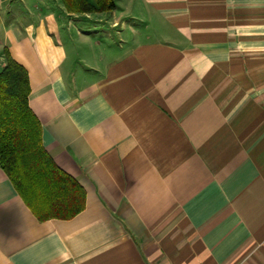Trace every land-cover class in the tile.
Here are the masks:
<instances>
[{"label":"crops","instance_id":"0c3cea01","mask_svg":"<svg viewBox=\"0 0 264 264\" xmlns=\"http://www.w3.org/2000/svg\"><path fill=\"white\" fill-rule=\"evenodd\" d=\"M0 0L54 164L85 195L40 221L0 169V264H264V0Z\"/></svg>","mask_w":264,"mask_h":264},{"label":"trees","instance_id":"16d2710c","mask_svg":"<svg viewBox=\"0 0 264 264\" xmlns=\"http://www.w3.org/2000/svg\"><path fill=\"white\" fill-rule=\"evenodd\" d=\"M70 14L112 12L114 0H61ZM0 72V169L40 221L70 220L84 208L82 188L42 145V128L28 106L26 70L6 52Z\"/></svg>","mask_w":264,"mask_h":264}]
</instances>
